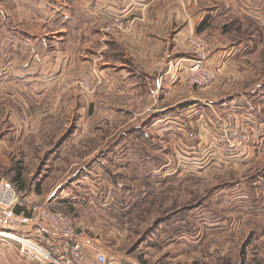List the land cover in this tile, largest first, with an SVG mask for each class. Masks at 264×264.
<instances>
[{
  "label": "rangeland",
  "instance_id": "obj_1",
  "mask_svg": "<svg viewBox=\"0 0 264 264\" xmlns=\"http://www.w3.org/2000/svg\"><path fill=\"white\" fill-rule=\"evenodd\" d=\"M257 28L249 26L257 39L239 42L235 65L245 72L224 91L235 98L227 107L252 115L250 158L204 164L194 153L175 154L153 128H130L137 120L122 129L127 116L105 96H89L102 84L58 94L60 83L49 99L26 103L19 89L0 94V179L29 202L47 200L72 215L78 232L123 263L264 264V31Z\"/></svg>",
  "mask_w": 264,
  "mask_h": 264
},
{
  "label": "crops",
  "instance_id": "obj_2",
  "mask_svg": "<svg viewBox=\"0 0 264 264\" xmlns=\"http://www.w3.org/2000/svg\"><path fill=\"white\" fill-rule=\"evenodd\" d=\"M132 1L123 13L127 0H0V94L24 90L27 103L40 95L49 99L50 89L75 76H103L91 99L103 95L127 116L122 129L137 120L129 127L168 137L175 154L202 157L204 138L228 112L249 116L252 125V115L225 105V99L236 104L224 91L232 76L245 72L235 64L239 42L257 39L249 26L264 31V0ZM121 16L125 25L118 28L112 22ZM191 34L209 39L210 62L218 67L216 82L205 90L186 78ZM15 212L19 233L41 224L19 207ZM0 264L39 263L22 258L17 245L0 242Z\"/></svg>",
  "mask_w": 264,
  "mask_h": 264
},
{
  "label": "built area",
  "instance_id": "obj_3",
  "mask_svg": "<svg viewBox=\"0 0 264 264\" xmlns=\"http://www.w3.org/2000/svg\"><path fill=\"white\" fill-rule=\"evenodd\" d=\"M132 0H127L123 13ZM113 25H125L123 16L115 18ZM192 57L186 69L188 83L205 90L214 85L218 77V67L210 62L212 44L206 37L191 34L187 39ZM103 76L80 75L69 79L61 86L59 93L72 87L89 91L92 85L102 84ZM236 112H228L219 118L220 124L203 137L202 158L215 163L231 164L246 160L253 153L254 144L250 136L249 116L236 117ZM26 209L31 217H36L40 225L28 235L19 233L21 217L15 208ZM88 237V236H87ZM0 242L18 246L22 258L39 264H128L110 257L105 250L86 239V234L76 230L75 218L56 208L47 200L29 202L16 186L6 179H0Z\"/></svg>",
  "mask_w": 264,
  "mask_h": 264
}]
</instances>
